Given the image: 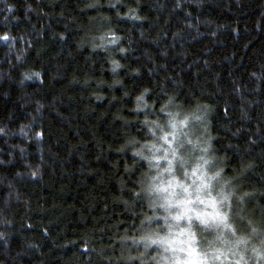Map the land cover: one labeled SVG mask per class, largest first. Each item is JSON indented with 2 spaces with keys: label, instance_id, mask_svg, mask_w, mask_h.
Listing matches in <instances>:
<instances>
[{
  "label": "trees",
  "instance_id": "trees-1",
  "mask_svg": "<svg viewBox=\"0 0 264 264\" xmlns=\"http://www.w3.org/2000/svg\"><path fill=\"white\" fill-rule=\"evenodd\" d=\"M0 129V264H161L206 168L235 233L193 247L264 262V0H0Z\"/></svg>",
  "mask_w": 264,
  "mask_h": 264
},
{
  "label": "snow or ice",
  "instance_id": "snow-or-ice-1",
  "mask_svg": "<svg viewBox=\"0 0 264 264\" xmlns=\"http://www.w3.org/2000/svg\"><path fill=\"white\" fill-rule=\"evenodd\" d=\"M179 6V5H177ZM9 11H12L11 8L8 9ZM3 39H8V37H3ZM118 67V65H117ZM38 75V74H37ZM139 100H143V95L138 98ZM171 103V100L169 101ZM161 113H164V108L160 109ZM169 117H172L174 120L175 118L172 116V113H167ZM145 123H148L145 121ZM179 125L187 126V118L180 120ZM171 128L173 131L166 133L162 136V139L169 145H173L175 143V137H176V130L178 128V124L175 122L171 123ZM3 130L0 129V132ZM173 153H175L177 150L176 148L171 149ZM164 159H167V151H165V154L163 156ZM207 163V161H205ZM166 172H172V162L169 161V167L165 169ZM193 176H198V179L200 181L199 185H197L196 180H193L192 183H180L178 180H176L175 176H173L172 181H170L165 187L158 188L161 192H169L171 189L179 188L182 190L181 195L183 198H180V196L177 195V193L173 190L172 196L175 197V200L173 201L171 198L166 199L165 202V210L169 213V215H166L163 217V223L166 227L167 231L171 232L172 229V223H170V220L172 222H186L187 227L184 229H181L179 235L184 236L185 234L188 235L189 241L187 242V248H180V252L186 253V259L184 260H175V264H203V259L200 258H194L199 257L200 254L196 252V249L192 247L191 240L195 238V234L191 232V228L193 227V222L198 221L203 226H209L211 225L212 221H215L216 224L213 226H220L223 225L225 229H230L233 234L235 233V229H232V226L227 223V215H222L218 211L213 212H203L198 211L194 205L200 204L203 205L206 203L204 199L200 196V191L202 188H206L207 185L204 183V176L198 175V172L196 170H193L192 173ZM195 185V187H194ZM226 200L227 197H224ZM211 203V206L213 209L216 208V202L214 200L209 201ZM175 209V214H172V210ZM158 218L155 217H149V221L157 220ZM255 231V229H253ZM150 241V244L152 245H161L168 247H171V245L175 242L174 240L168 238V237H158L157 239H152L151 237H147ZM180 243H185V241L181 240ZM149 244H146L145 247L147 248ZM168 247L165 248V250H168ZM173 252L176 251L175 248L172 249ZM206 255V254H205ZM217 257H213L215 259ZM131 259V258H130ZM155 259V257L153 258Z\"/></svg>",
  "mask_w": 264,
  "mask_h": 264
},
{
  "label": "rangeland",
  "instance_id": "rangeland-1",
  "mask_svg": "<svg viewBox=\"0 0 264 264\" xmlns=\"http://www.w3.org/2000/svg\"><path fill=\"white\" fill-rule=\"evenodd\" d=\"M189 129H196L194 127H191ZM185 138V139H184ZM183 139L185 141H191V137L188 136L187 133L184 132L183 136L181 137V141L183 142ZM192 144H194L192 141H191ZM166 144V142H165ZM205 162V161H204ZM208 163V161H207ZM209 164V163H208ZM207 169V168H206ZM203 170L204 172H200V174H202L204 176V183L207 185L206 188H202L201 191H200V196L202 199H204L206 201L205 204L203 205H200V204H196L194 205V207L197 208L198 211H203V212H213V211H218L220 212L222 215H227L226 213V210H225V207H224V201L223 199H220V200H215L214 198L210 197V193L212 192V180H213V177L212 175H209L208 174V171ZM206 171V172H205ZM207 176V178L209 179H205V177ZM200 181L197 182V185H199ZM195 186V185H194ZM170 196L166 195L165 196V199L169 198ZM180 198H183L182 196ZM214 200L216 202V208L213 209L212 206H211V203H209V201H212ZM166 202V201H165ZM173 214H175V209L172 210ZM228 223V221H227ZM174 224H177V226H180V228H177L178 232L180 233L181 229H184L186 228V223L183 224L182 222H172V225ZM216 222L215 221H212L211 222V225L209 226H203L201 224H199L200 228L202 230H214V231H217L219 230V235H218V239H222V237L224 236L223 233L224 231H227V230H230V229H225L223 227V225H220V226H213L215 225ZM229 224V223H228ZM194 228V227H192ZM179 233H177V235H171V237H169L170 239L174 240L175 242L171 245V247H168L167 245L165 246H161L160 245V252L162 253L159 257L160 260H161V264H175V260L176 259H179V260H184L186 259V253L185 252H180L179 249L180 248H187V242L189 241L188 239H183V237L185 238V236H180ZM183 240L185 241V243H180V241ZM158 245V244H157ZM192 247H193V244L191 243ZM168 247V250L166 251L165 248ZM175 248L176 251L173 252L172 249ZM194 248V247H193ZM197 253L200 254L199 257H194V258H200V259H203V264H229L230 261H231V258H230V255H232V253L234 252L231 251V247L230 249L229 248H226V251H221V249H217L213 252V253H207L206 251H203V252H199V251H196ZM225 252V253H224ZM206 254V255H205ZM227 254L229 255V257H227ZM213 257H217L215 259H213ZM263 255H261L260 253L257 254V256L253 259V258H248L246 263L245 264H264L263 262ZM237 259H236V263H237ZM232 264V263H230Z\"/></svg>",
  "mask_w": 264,
  "mask_h": 264
}]
</instances>
